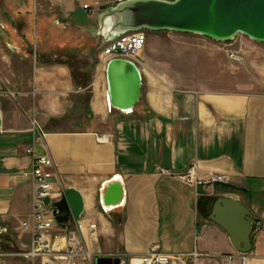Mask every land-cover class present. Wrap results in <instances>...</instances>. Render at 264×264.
<instances>
[{
	"label": "crops",
	"instance_id": "obj_1",
	"mask_svg": "<svg viewBox=\"0 0 264 264\" xmlns=\"http://www.w3.org/2000/svg\"><path fill=\"white\" fill-rule=\"evenodd\" d=\"M47 1L52 15L27 16L22 38L0 40V89L14 94L0 99L3 253L30 247L21 225L32 212L28 149L35 147L48 159L54 203L69 191L79 203V219L56 226L54 234L77 232L92 255L85 264H137L156 245L171 264H222L237 252L210 220L222 197L252 213L248 257L264 264V45L244 46L246 59L237 63L224 60V49L206 37L148 32L144 51L131 61L142 76L141 95L125 113L110 105L111 61L103 63V40L91 30L105 5L128 0ZM190 171L198 179L226 175L230 182L196 187L181 178ZM193 254L201 256L198 263Z\"/></svg>",
	"mask_w": 264,
	"mask_h": 264
},
{
	"label": "water",
	"instance_id": "obj_2",
	"mask_svg": "<svg viewBox=\"0 0 264 264\" xmlns=\"http://www.w3.org/2000/svg\"><path fill=\"white\" fill-rule=\"evenodd\" d=\"M98 18L94 37L113 42L130 32H174L199 35L218 43L245 35L264 45V0H128L107 4ZM109 102L125 113L132 112L141 95L142 76L135 63L113 60L107 69ZM46 206L50 200L45 201ZM75 194L67 192L54 204L53 216L59 225L80 216ZM210 220L229 236L237 252L252 251L254 218L240 201L222 197L213 206ZM97 264H121L120 259H100Z\"/></svg>",
	"mask_w": 264,
	"mask_h": 264
},
{
	"label": "built area",
	"instance_id": "obj_3",
	"mask_svg": "<svg viewBox=\"0 0 264 264\" xmlns=\"http://www.w3.org/2000/svg\"><path fill=\"white\" fill-rule=\"evenodd\" d=\"M83 9L92 12L89 5H84ZM148 41L147 32H130L120 36L113 42L105 43L101 46V58L103 63H107L116 59L136 60L144 51ZM231 58L235 59V55L231 54ZM13 98L14 94L7 90L0 89V99ZM34 124L37 125L36 121ZM37 132V129L33 130ZM41 134V133H40ZM43 136V135H42ZM28 153L33 155V198L32 212L30 218L21 225L23 233L30 237V247L25 252L4 254L0 249V264L3 257L24 258V259H40L42 264H85L92 255L82 242L77 232H67L64 236L55 235L54 229L59 225L54 216V191L47 172L48 159L35 154V147L28 149ZM189 184L196 187L199 186H226L230 180L226 175L216 174L206 179H198L192 171L188 175L181 177ZM49 199L50 204L46 206L45 201ZM51 213V217L46 212ZM96 225H92L90 230L93 232ZM255 229V227H254ZM196 263L199 254L190 255ZM179 261L185 262L184 256H178ZM173 258L170 255L161 252L158 245L154 246L149 253L139 258L137 264H171ZM222 264H251L248 254L236 252L222 257Z\"/></svg>",
	"mask_w": 264,
	"mask_h": 264
},
{
	"label": "rangeland",
	"instance_id": "obj_4",
	"mask_svg": "<svg viewBox=\"0 0 264 264\" xmlns=\"http://www.w3.org/2000/svg\"><path fill=\"white\" fill-rule=\"evenodd\" d=\"M53 13L54 12L52 10V6L47 0H0L1 42L4 44L7 41H14L16 39L19 40L20 38H22L23 34L26 33V29L24 28L23 23L24 19L27 16H33L34 14H37L38 17H42L50 16ZM215 43L224 49V51L222 52L224 55V60H232L236 61L237 63L246 59V54L243 50L244 46L246 47L247 45H263L245 35H238L235 40L227 43ZM34 45V42L29 43L30 47H34ZM231 54L235 55V59L231 58ZM256 55L259 56V53L253 52L251 54V56ZM22 71L26 72L27 76L30 73V69L28 67H25L24 69H22Z\"/></svg>",
	"mask_w": 264,
	"mask_h": 264
},
{
	"label": "bare ground",
	"instance_id": "obj_5",
	"mask_svg": "<svg viewBox=\"0 0 264 264\" xmlns=\"http://www.w3.org/2000/svg\"><path fill=\"white\" fill-rule=\"evenodd\" d=\"M141 54H142V53H141ZM141 54H140V55H141Z\"/></svg>",
	"mask_w": 264,
	"mask_h": 264
}]
</instances>
